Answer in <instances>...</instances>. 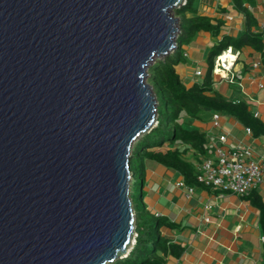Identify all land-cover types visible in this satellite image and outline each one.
I'll return each instance as SVG.
<instances>
[{"label":"water","instance_id":"95a60500","mask_svg":"<svg viewBox=\"0 0 264 264\" xmlns=\"http://www.w3.org/2000/svg\"><path fill=\"white\" fill-rule=\"evenodd\" d=\"M183 0H0V264H110Z\"/></svg>","mask_w":264,"mask_h":264},{"label":"crops","instance_id":"0c3cea01","mask_svg":"<svg viewBox=\"0 0 264 264\" xmlns=\"http://www.w3.org/2000/svg\"><path fill=\"white\" fill-rule=\"evenodd\" d=\"M197 1L199 3L196 7L192 3L195 13H185L187 19L206 17L213 23L222 22V26L217 37L209 32H199L185 46L186 62H202L208 59L214 45L227 41V37L241 38L249 30L264 39V0L245 2L241 8L235 5L234 0ZM229 17L233 20H228ZM213 38L215 42L211 47ZM191 45L192 47H188ZM232 52L237 55L233 68L237 77L229 83L214 75V89L229 100L248 103L252 114L264 123V54L249 46L239 52L232 49ZM188 70L185 67L180 68V65L176 66L182 81L191 85L193 83H190ZM197 70L201 69L197 66L195 73ZM225 83L235 86L236 91L229 93L231 88L229 85L224 88ZM216 86L221 88L220 91ZM194 125L208 136L209 146L212 148L211 142L220 133V130L213 127L212 119L210 126L201 122H194ZM221 125L222 131L228 135L227 149L238 145L249 147L253 150L255 159L264 163V135L256 136L254 132L248 134V127L231 116L223 119ZM211 153L213 155V149ZM199 165L196 166V173ZM146 169L148 177L144 187V199L156 218L171 225L162 226L159 235L184 248L180 257L169 258L167 264H264V232L260 210L249 199L260 197L264 203V183L256 186L245 198L222 194L198 185L194 186V195L188 198L183 190L175 187L173 201L168 202L166 197L172 179L176 178L177 183L184 181L183 176L173 169L166 170L162 173L158 190L153 191L152 177L159 172V166H154L153 169H157L155 172L148 167ZM163 199H166V203L162 206ZM157 206L162 208L157 210Z\"/></svg>","mask_w":264,"mask_h":264},{"label":"trees","instance_id":"16d2710c","mask_svg":"<svg viewBox=\"0 0 264 264\" xmlns=\"http://www.w3.org/2000/svg\"><path fill=\"white\" fill-rule=\"evenodd\" d=\"M194 1L187 0L186 5L175 10L176 15L195 13L192 8ZM251 1L234 0V3L241 8L243 3ZM247 15L250 17L249 14ZM179 26L178 38L182 44L187 45L201 31L217 37L222 22L213 23L211 19L198 16L184 21L180 19ZM247 46L264 54V39L250 30L241 38L227 37V41L214 45L209 53L208 67L203 81L191 85L185 84L176 71V66L181 63V46H176L173 53L152 64L148 71V82L157 98L156 124L134 144L130 159L131 172L134 174L140 172L142 197L145 195L144 187L148 177L144 164L147 160L178 171L187 185H196V166L213 156L208 136L193 125L194 122H207L206 119L210 117L206 113L207 110L211 113L231 116L251 128L256 136L264 135V123L252 114L248 103L229 100L213 86L215 77L213 69L217 57L229 47L239 52ZM249 199L260 210L261 227L264 232V203L260 197ZM134 211L136 216L134 244L126 257L110 264H167L169 258H178L182 255L184 248L180 245L170 243L161 235H155V231L159 232L162 226L169 225L165 220L147 212L145 205L143 211H139V217L135 208Z\"/></svg>","mask_w":264,"mask_h":264},{"label":"built area","instance_id":"2783aa9c","mask_svg":"<svg viewBox=\"0 0 264 264\" xmlns=\"http://www.w3.org/2000/svg\"><path fill=\"white\" fill-rule=\"evenodd\" d=\"M186 3L187 0H183L178 8ZM228 20L231 21L233 18L229 17ZM236 59L237 55L233 54L232 49L229 48L215 60L213 75L229 83L235 81L237 76L234 74L233 68ZM195 74L197 77L203 76L201 70H197ZM221 121L220 114L215 113L212 116L213 127L220 130V133L211 142L213 156L205 159L198 168L196 185L217 190L222 194L245 198L256 186L264 183V163L255 159L254 152L249 147L244 148L238 145L227 149L228 135L222 131ZM246 131L248 134H252L251 128L248 127ZM176 187L183 190L188 198L195 191L194 186H189L184 181H178Z\"/></svg>","mask_w":264,"mask_h":264},{"label":"rangeland","instance_id":"374dc122","mask_svg":"<svg viewBox=\"0 0 264 264\" xmlns=\"http://www.w3.org/2000/svg\"><path fill=\"white\" fill-rule=\"evenodd\" d=\"M193 3V6L194 7H196L197 5H198V1L197 0H195L194 2H192ZM175 10L176 9H173L171 12H170V15L171 16H173V17H178L179 18V21H178V26H179V24H180V19L181 20H186L187 19V15L186 14H180L179 16H177L176 15V13H175ZM187 24V23H186ZM179 34H180V32H179ZM178 34V35H179ZM214 42H215V39L213 38V42L210 44V46L212 47V45L214 44ZM177 46L179 47V46H181L180 47V49H181V51H182V58H181V63H180V68H183V67H185V69H189L188 70V73H189V77H190V83H194V82H202L203 81V79H204V74H203V76L202 77H196L195 76V69L197 68V66L203 71V73H205V71H206V69H207V63H208V59H206V60H203L202 62H190L189 60H187V62L186 61H184L185 59H187L186 57H185V52H186V50H185V46H186V44H182L181 42H180V38H178V40H177ZM210 46H209V50L211 49L210 48ZM188 47H192V45L191 46H188ZM172 53V52H171ZM170 53V54H171ZM164 59V57H156L155 58V60H154V62H153V64L155 63V62H157V61H161V60H163ZM148 78H149V76L146 78V83L147 84H149V85H151L149 82H148ZM229 85V83H225L224 84V88L226 87V86H228ZM230 86V91H229V93H232V92H234V91H236V87L235 86H233V85H229ZM152 87V86H151ZM217 87V89L220 91V87L219 86H216ZM153 90V89H152ZM153 93H154V91H153ZM206 113L208 114V116H210V117H208L207 119H206V121L207 122H205L204 124H206V125H209L210 126V123H211V119H212V116L215 114L214 112L213 113H211L210 111H206ZM218 114H220L221 115V117H222V120L223 119H226V117H227V115L226 114H221V113H218ZM194 125V124H193ZM227 130V129H226ZM140 139V138H139ZM138 139V140H139ZM137 140V141H138ZM136 141V142H137ZM135 142V143H136ZM134 143V144H135ZM167 144H165V146H166ZM145 167L147 168H149L150 170H153V172H155L157 169H153L154 168V166H156V167H158L159 166V172L157 173H155V175L152 177V182H153V188H152V190L153 191H157L158 190V188H159V185H160V180L162 179V173H164L166 170H168V171H173L172 169H168V168H166L165 166H163V165H161V164H158V163H156V162H154V161H150V160H147L145 163ZM175 183H176V178H174V179H172V181H171V183H170V185H169V189H168V191H169V194H168V196L166 197V199H167V201L168 202H170V201H173L172 199H173V197H174V195H173V193H174V188L176 187L175 186ZM202 188V187H201ZM172 193H171V192ZM131 192H132V195H131V198H132V203H133V207L135 208V210L137 211V215H138V217H139V211H143V205L144 204H146V209H147V212H150V213H152L151 212V208L150 207H148L149 205H148V203H146V200L144 199V197H142V185H141V176H140V172H137V173H135L134 174V176H133V181H132V190H131ZM194 195V193L192 194V196ZM166 199H163L162 201H161V205L163 206L166 202L164 201V200H166ZM162 206H157V210H159V209H161L162 208ZM154 209H156V208H154ZM155 235L156 236H158L159 235V232L158 231H155ZM133 245V244H132ZM132 245H131V247H132ZM130 247V248H131Z\"/></svg>","mask_w":264,"mask_h":264},{"label":"bare ground","instance_id":"6f19581e","mask_svg":"<svg viewBox=\"0 0 264 264\" xmlns=\"http://www.w3.org/2000/svg\"><path fill=\"white\" fill-rule=\"evenodd\" d=\"M232 60H234V58H232Z\"/></svg>","mask_w":264,"mask_h":264},{"label":"clouds","instance_id":"9594fccd","mask_svg":"<svg viewBox=\"0 0 264 264\" xmlns=\"http://www.w3.org/2000/svg\"><path fill=\"white\" fill-rule=\"evenodd\" d=\"M177 9V8H176ZM173 53V52H172Z\"/></svg>","mask_w":264,"mask_h":264}]
</instances>
